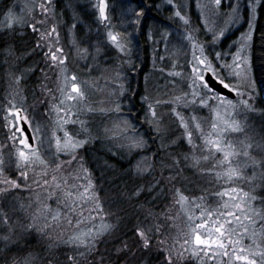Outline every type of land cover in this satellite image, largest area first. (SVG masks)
Here are the masks:
<instances>
[{"label": "rangeland", "instance_id": "1", "mask_svg": "<svg viewBox=\"0 0 264 264\" xmlns=\"http://www.w3.org/2000/svg\"><path fill=\"white\" fill-rule=\"evenodd\" d=\"M94 1L99 12L100 0ZM42 3L48 9L47 12L39 7ZM258 5V2L255 4L252 0H221L219 6L215 4L214 0H171V3H169V0H159L157 7H154V12L160 21L154 19V24L151 25L152 29L146 31V35L150 34L148 37H150L152 48L148 67L149 72L143 79L144 94L141 97L143 112L138 116L139 122H133L131 116L123 114L127 108L126 94L128 86L133 83L128 75L129 72L126 71L131 63L129 57L133 44L130 31L133 27V7L128 12L124 10V13L117 12V15L115 13L113 16H111L112 13L109 16L106 7L105 11L108 19L102 20L100 14L98 16L103 27L106 46L115 53V56L111 55L113 58L110 59V66L107 68L101 66L98 55L94 52L96 44L90 41V38L85 35L80 37V35V39L76 38V40L67 28L64 30L60 25H50L48 27L49 32L52 28H55L56 33L61 32L65 38L63 41H59L57 46L63 49V55L67 57L66 64L54 65L51 59H48L49 65L56 69L57 75H51L50 78L45 80L46 82L38 86L39 99L35 100L34 97H29L27 99H30V101H26L21 95H15L8 105L7 99L3 105H0V113L7 105L4 110L5 114L1 117L3 122L0 121V155L4 160L2 167L5 171L13 174V178L5 176L0 179L19 180V172L15 171L13 160L16 162V150L23 148L19 141L24 137V134L18 132L16 127L12 126L18 125L20 127V124L13 116L9 115L10 111L19 110L22 117L28 118L26 123L34 138L33 148L38 150L40 156L50 164L70 158L63 152L57 156L56 138L60 137L63 140L64 130H67L78 139L87 140L88 142L82 147L85 148L91 141L88 132L91 129L100 138H103L101 145L106 153L121 160L128 159L133 174H136L139 178H145L148 185L152 184V191H156V195L164 203L163 209L158 212L156 218L152 221L151 227L156 229V225L160 227L168 225L162 233H167L170 230L174 233L170 232L171 236L163 243L169 242V244H166V248L159 242L158 234L153 233L148 237L147 248L156 246V241L157 244L162 245L165 251L160 252L161 257L166 259L165 264H168L169 255H171V264H199L195 257H191L187 253L183 257L177 255L180 244L176 241L179 240L182 243L183 233L187 231V219L179 211L178 206L173 203V193L176 188L173 187V189H166L162 192L163 188L159 186L161 183L157 184L155 181H161L157 177L163 176L167 178L166 180L173 177V180L180 183L185 181V185L178 189L191 201L210 209H216L219 206L221 198L216 193L228 187L223 179H217L213 174L205 171L212 168L214 160L205 161L202 159L208 153L201 150L202 140L199 138L198 133H195L193 137L197 147L194 149L188 143L187 138L184 136V129L180 126L173 108L180 112L185 119L196 116L205 130H207L210 121L216 118L217 112H219L222 121H239L243 132L230 133L229 138L241 149L243 148L241 141L252 143L254 147L249 150L251 154L257 159L264 158V139L256 136L254 124L250 122V119L248 121L247 117L248 112L255 110L254 104L258 96L256 95L251 62L252 38ZM177 11H179L180 16L176 15ZM10 14L16 20L10 19ZM4 16L5 26L19 29L25 27L32 29L31 25L45 27L52 19L48 0H17ZM181 17L184 19H181ZM109 32L117 35L123 50L110 40ZM56 33L53 34V39L57 38ZM39 39L42 45L47 46V41L41 39V34H39ZM194 45L195 47H193ZM201 49H203V52H201ZM193 53L212 64L215 72H208L213 78L218 81L223 79L225 83L230 85V88L234 89L232 91L236 93L237 99L232 101L231 105L227 103L230 100L216 96L207 88L201 87L199 81L195 85L193 84L191 72L195 63ZM69 63L72 64V69H68L70 67ZM58 66H60V70ZM197 66L201 68L202 74L207 71L204 66ZM64 68H66L69 76L72 74L77 76V83L81 85L86 98L73 108L75 115L68 117L70 120L77 122L67 123L62 129L58 124V120L65 118V113L63 111L57 113L53 105H59V100L62 98L58 87L62 83V69ZM170 73L172 74L170 75ZM236 73H239V75ZM47 88H50V90L45 91ZM193 91L197 93L195 97L192 96ZM176 96H184L186 101L195 100L196 102L188 103L187 106L183 102L179 105L155 103L156 100L172 101ZM53 97L56 99H53ZM145 97L148 99L145 100ZM261 99H264V95ZM201 100L205 101V104H201ZM221 100L224 102L222 103ZM242 101H245L246 104ZM149 103H152L156 109L157 117L155 119L150 114ZM66 105H60V107L63 108ZM117 105H119V111L115 110ZM89 108L92 111H89ZM256 112L254 111L253 114ZM6 116H8V120H5ZM9 121H11V124ZM79 121L84 122L83 126ZM125 121H127V124L124 123ZM37 128L39 131H36ZM105 129L111 131L106 132ZM13 133H15L14 139L12 138ZM149 133L152 137L151 135L148 136ZM134 139L142 140L144 142L143 146L133 147ZM257 145L259 147H256ZM82 148L77 150L76 155ZM180 148L184 150H180ZM157 152L159 153L156 154ZM194 156L199 158V164H196L193 160ZM9 159L10 163H8ZM154 159H157L159 169L156 174L152 172ZM245 159L243 156L239 157L241 165H243ZM79 163L78 160L77 165L71 167L72 170H78ZM147 165H151L148 171L141 172L138 170V166L144 168ZM186 169H189V172ZM244 174L245 177L252 176V167L245 168ZM29 175L32 174L29 173ZM89 175L91 178V174ZM237 183L245 191L252 192L257 197L254 201V206L257 209H264V202L258 195L260 191L264 190V168L256 169V179L253 182L249 183L246 179H241ZM186 184L189 187H194L186 191ZM12 191L29 198L28 190L13 189ZM95 192L98 193L96 186ZM200 197H203L202 201L199 199ZM5 203L7 204V201ZM101 203L105 212L109 213L105 217V223L111 225L110 230L102 236L111 235L116 228V215L109 211L107 203H103V201ZM130 207L129 204L125 210L129 214L136 215L139 210L136 209L131 212L129 211ZM189 207L197 216L199 215L200 210L196 209L194 204ZM13 208H10L12 209L11 216L16 218L19 216L20 211L13 210ZM165 214L173 216L175 219L169 220ZM99 224L100 221L97 220L98 227ZM137 235L142 239L139 234ZM98 241H101L100 237ZM244 243L248 244L250 241L245 240ZM125 246H127L125 243L118 245V247ZM121 264L151 263L145 262L144 257H139L137 262L129 260ZM209 264H216V262L210 261Z\"/></svg>", "mask_w": 264, "mask_h": 264}, {"label": "snow or ice", "instance_id": "2", "mask_svg": "<svg viewBox=\"0 0 264 264\" xmlns=\"http://www.w3.org/2000/svg\"><path fill=\"white\" fill-rule=\"evenodd\" d=\"M214 2L219 6L221 0H214ZM169 3H171V0H169ZM39 7L44 12L48 11L43 3ZM106 7L105 0H100L99 14L102 20L108 19L105 11ZM176 15L180 16L179 11L176 12ZM9 18L16 20L11 14ZM181 19L184 18L181 17ZM31 26L34 31L37 30L35 25ZM54 33H56V29L52 28L51 32L42 33L41 39H49ZM56 35V42L49 47L47 55L54 65H65L67 57L63 55V49L57 46L59 43L58 33ZM108 36L118 48L123 50L117 35L109 32ZM201 52H203V49H201ZM193 60L195 61L191 69L193 84L195 85L199 81L201 87L211 91V88L205 82V76L202 74L201 68L197 65H202L207 71L211 72H215V69L210 62L201 59L195 53H193ZM62 73V83L58 87L62 98L59 100V105H53V108L57 113L61 111L65 113V118L58 120V124L63 129L65 124L77 122L70 120L68 117L75 115L73 108L84 101L86 97L81 85L77 83V76L75 74L69 76L66 68L62 69ZM236 74L239 75V73ZM219 83L226 89L234 90L223 79H220ZM196 95L197 93L193 91L192 96L195 97ZM53 99L56 98L53 97ZM147 99L145 97V100ZM218 99L220 98L218 97ZM182 102L187 106L188 103H195L196 101H186L184 96H176L172 101L156 100L155 103L179 105ZM221 102L224 101L221 100ZM200 103L205 104V101L201 100ZM227 103L231 105L232 101H227ZM242 103L246 104L245 101H242ZM60 105H66V107L61 108ZM148 108L152 118L155 119L157 113L154 105L149 103ZM115 110L119 111V105L116 106ZM89 111H92V109L89 108ZM173 112L176 114L180 126L184 129V136L187 138L188 143L195 149L197 145L193 137L195 133H198L199 138L202 140L201 150L208 153L202 159L205 161L214 160L212 168L205 171L213 174L217 179H223L225 184L228 185L223 191L216 193L221 198L216 209H210L202 204L195 203L179 189H175L173 203L178 206L179 211L187 219V231L183 233V241L182 243L179 240L176 241L180 244L177 255L183 257L187 253L189 256L195 257L199 264H209L210 261H214L216 264H264V209H257L254 206L257 197L252 192L245 191L237 183L241 179H246L249 183L253 182L256 179V169L264 168V158L257 159L251 154L249 150L254 147L252 143L241 141L243 145L241 149L229 138L230 133L243 132L239 121H222L219 112H217L216 118L210 121L207 130H205L196 116L185 119L175 108H173ZM9 115L17 121L24 120L27 122L28 120L27 117L20 116L19 110L10 111ZM5 120H8V116L5 117ZM9 123L11 124V121ZM79 123L82 126L84 124L83 121H79ZM124 123L127 124V121ZM12 126L16 127L18 132L23 133V128L18 125ZM36 131H39V129L37 128ZM105 131L111 130L105 129ZM12 138H15V133H13ZM87 142V140L78 139L67 130H64L63 140L60 137L56 138L57 156L63 152L70 158L66 161L50 164L40 156L38 150L33 148L29 138L24 136L19 141L23 148L16 150L15 167L19 172V180L0 179V185H4V187H0V195L13 189H25L30 193L27 205H20L22 209L28 212L30 218V223L22 225L24 231L30 232L35 229L41 235L53 241L49 244V248L58 246L60 243L72 247L75 255L68 257L71 264H79L77 257H81L85 261L88 260L95 250L99 237L111 228V225L105 223V217L109 213L105 212L104 206L95 192V186L88 170L83 167V164L79 163L78 170L68 172L67 175L64 174L65 165L70 167L73 161H77V150ZM143 143L142 140L134 139L132 146L142 147ZM241 156L246 158L243 165L239 162ZM193 160L196 164H199V158L194 156ZM3 164L4 160L0 155V175L3 174ZM150 167L151 165L144 168L138 166V170L144 172L148 171ZM247 167H252V176L245 177L244 169ZM30 171L32 172L31 176L29 175ZM168 179L171 180L173 177ZM155 183L158 184L160 181H155ZM140 191V189H137L133 195L139 196ZM199 199L202 201L203 197ZM193 204L196 209L200 210L198 216L189 207ZM165 215L169 220L175 219L173 216ZM9 219L6 213H0V224L10 228ZM97 220L100 221L99 227L97 226ZM49 229H51V232ZM157 230H159L158 227ZM52 233H55V237ZM138 234L144 239L145 247H147L149 241L146 233L143 230H138ZM0 239L8 241L10 237L4 235L0 236ZM245 240H249L250 243L245 244ZM160 243L163 244L164 241L161 240ZM33 260L34 257L29 254L19 262L14 260L13 264H33ZM168 264H171V255L168 257Z\"/></svg>", "mask_w": 264, "mask_h": 264}, {"label": "trees", "instance_id": "3", "mask_svg": "<svg viewBox=\"0 0 264 264\" xmlns=\"http://www.w3.org/2000/svg\"><path fill=\"white\" fill-rule=\"evenodd\" d=\"M16 1L0 0V105H3L6 99L8 105L15 95H21L26 101H30V99H27L29 97H34L35 100L39 99L38 86L46 82L45 80L50 78L51 75H57L56 69L49 65L48 59L50 58L47 55L49 47L55 44L57 38L53 39L52 35L49 39H45L47 46L42 45L39 39V34L49 32L48 27L50 25H60L64 30L67 28L75 39H80L82 35L90 38V41L96 44L94 52L98 55L101 66H105V68L110 66V59L113 58L111 55L115 56V53L106 46L103 27L100 24L99 12L94 0H50L49 6L52 19L45 27H36V31L29 27L19 29L5 26L4 15ZM252 1L255 4L256 2L259 3L256 8L257 16L252 38L251 57L256 95L258 96L254 104V111L257 112L255 114H253L254 111L248 112L247 117L248 121L251 120L250 122L254 124L256 136L264 139V99H261L264 95V0ZM158 2L159 0H105L109 16L110 13L113 16L115 13L117 15V12L124 13V10L128 12L132 7L134 9L133 27L130 30L133 40L131 58L129 57L131 63L126 69L133 83L128 86L126 94L127 108L123 113L125 116H131L133 122H139L138 116L143 112L141 102V97L144 94L143 79L149 72L148 67L152 48L150 37H148L150 34L146 35V31L152 29L151 25L154 24V19L160 21L154 12V7H157ZM145 28L147 29L145 30ZM64 39L62 33L59 32L58 41ZM68 65L70 66L67 67L68 69L73 68L71 63ZM58 68L60 70V66ZM49 90L50 88L45 89V91ZM5 107L3 108L4 113H0L1 122H3L1 117L5 114ZM88 132L91 138L89 145L78 151V159L73 161L70 167L65 165L64 174L67 175L68 172L74 171L71 167H75L78 160L83 164L88 170V174H91V180L94 186L97 187L100 200L107 203L109 211L116 215V228L111 235L100 237L101 241L96 243L95 250L88 260L85 261L81 257H77L79 264H121L129 260L137 262L139 257H144L147 263L165 264L166 259L161 257L160 251L164 250L163 246L166 248V244H169V242L162 244V246L159 243L157 244L156 241V246L147 248L143 247L145 245L144 239H140L137 235L138 230H143L147 233V238L153 233H157L160 239L159 242L161 240L165 242L169 239L170 232L174 233V231L170 230L167 233H162L168 225L166 227L156 225L159 230L151 227L152 221L156 218L158 212L163 209L164 203L156 195V191H152V184L148 185L145 178H139V176L133 174L128 159L121 160L107 154L101 145L103 138H100L91 129ZM81 133L83 132L81 131ZM152 145L154 147V144ZM180 150L184 149L180 148ZM154 162L152 172L156 174L159 171L157 159H154ZM8 163H10V159ZM13 165H16L14 160ZM14 168L15 171H18L15 166ZM186 170L189 172V169ZM30 173L32 174L31 171ZM5 176L13 178L12 173L3 169L0 178ZM157 179L161 180L159 186L163 188L162 192L166 189H173V187L178 189L185 185V181L180 179L183 184L173 179L166 180L167 178L164 176L157 177ZM0 187H4V185H0ZM185 187L187 191L194 186L189 187L186 184ZM137 189L141 190L139 196L133 195ZM258 195L264 202V190L260 191ZM27 198L15 191L0 195V213H6L10 218V228L0 224V236L8 235L10 237L8 241L0 239V264H13L14 260L19 262L29 254L34 257L33 264H71L68 257L75 255L72 247L60 243L58 246L49 248V244L53 241H50L35 229L30 232L24 231L22 225L30 223V218L28 212L22 209L20 205H27ZM9 201L14 202V208ZM129 204L131 205L129 211L139 210L136 215L129 214L125 210ZM10 208L20 211L19 216L12 217V209ZM49 231L51 232V229ZM52 235L55 237V233H52ZM122 243L127 246L118 247Z\"/></svg>", "mask_w": 264, "mask_h": 264}, {"label": "water", "instance_id": "4", "mask_svg": "<svg viewBox=\"0 0 264 264\" xmlns=\"http://www.w3.org/2000/svg\"><path fill=\"white\" fill-rule=\"evenodd\" d=\"M203 75L205 76V82L209 85L212 92L216 93L219 96L225 97L229 100L235 99V94L233 93V91H231L230 89L224 88L223 85H221L215 78H213L208 71H205ZM20 126L21 128L24 129L23 133L25 136L29 138L30 144L34 146L32 133L29 127L27 126V124H25V122L21 120Z\"/></svg>", "mask_w": 264, "mask_h": 264}]
</instances>
